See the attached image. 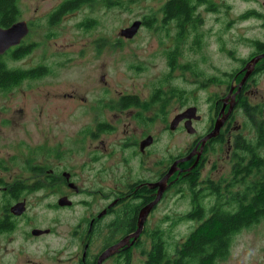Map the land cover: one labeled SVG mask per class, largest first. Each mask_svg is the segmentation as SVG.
Masks as SVG:
<instances>
[{
	"label": "rangeland",
	"instance_id": "obj_1",
	"mask_svg": "<svg viewBox=\"0 0 264 264\" xmlns=\"http://www.w3.org/2000/svg\"><path fill=\"white\" fill-rule=\"evenodd\" d=\"M54 2L56 0H22L19 3L20 17L39 20ZM120 2L116 7H106L99 3L91 7L81 5L78 10L58 21L53 37H46L47 30L44 26L34 28L24 37L23 44L28 45L33 41L37 44L18 59L4 58L10 68L26 69L42 64L51 70L47 75L26 80L10 91H0L1 150L6 152L15 149V146H11L12 141L15 142L18 134L25 130L28 140L54 142V148L64 154L61 159L66 158L67 152H72L75 153L72 157L80 164L87 156L77 154L76 148L84 145L85 149L90 142L91 149L103 150L101 142L108 145L131 136L138 139L139 133L144 131L142 128H147L145 121L138 122L134 118L133 108H92L103 93L106 94L107 91L113 100L121 93L134 94L146 100L150 94L159 90V97H169L164 113L160 112L161 104L155 103L152 108L144 111L143 116L154 117L150 129L156 137V143L152 147L149 162L167 164L166 158L188 148L193 136L184 128L173 132L165 126H168L177 113L191 105H198L204 119L194 122L193 126L202 133L211 113L209 96H221L225 93L231 79L229 74L239 66L241 59L250 56L253 41H264V0H216V13H207L204 7H199L203 17L198 24L200 27L196 29L192 26L198 34V43L192 44L195 32L188 29L181 45L171 41L176 30L168 27L170 36L166 35L167 30H163L159 22L152 27H140L131 39L121 37L120 30L131 22L142 17L150 19L158 6V0ZM251 11L255 15H249ZM86 21L94 22L92 27L84 28L79 24ZM170 50H176L178 57L173 70L168 66L167 55ZM182 64L198 67L196 69L201 75H193L188 67L182 68ZM206 78H213V81ZM172 87L182 90V101L169 94ZM247 99V105L250 103L257 110L260 106L262 108V112L247 109L249 115L255 116L256 113L259 118L255 116V120L258 118V121H264V66L250 80ZM101 116L107 117L115 125V129L110 134H101L97 139L82 140L83 129L95 124V119ZM235 119V124L241 123L242 114L239 113ZM225 144L213 141L205 154V160L210 158L218 168V174L223 175H226L228 169L226 159L222 161L225 157ZM118 156L120 155L117 154L109 161L117 172L123 168L117 166L120 163L119 160L116 161ZM217 156L221 157V161ZM209 167L207 165L205 171ZM159 170L160 168H154V173ZM205 171L201 176H205ZM137 172L140 173V169ZM179 187V184L170 185L164 199L158 203V208L147 222L149 230H157L162 233L164 240L168 239L170 242L184 240L191 231V226L197 224L194 220L175 221L179 215L188 214L192 210L190 192L187 189V194H180ZM238 189L240 185H236L233 191ZM56 197L57 193L54 192V201ZM74 198L78 201L84 195ZM52 199L53 197L44 199L34 211L40 217L39 220H50L54 214V237L37 240L36 246L22 242L26 248L21 252L26 258L44 264H74L69 258L71 255L76 256L77 245L72 243L70 234L87 212L100 207V202L92 205L77 204L72 209L54 208L53 212L46 208V201ZM14 238L21 239V236L19 233L10 239L0 236V258L4 257L11 264L15 263L16 255L12 252L16 249ZM149 248L148 240L139 244L132 251L129 264H144L145 252ZM169 251L172 254L171 247ZM17 260L23 262V257L18 255ZM105 264H114V260ZM218 264H264V218L237 233L229 255Z\"/></svg>",
	"mask_w": 264,
	"mask_h": 264
},
{
	"label": "flooded vegetation",
	"instance_id": "obj_2",
	"mask_svg": "<svg viewBox=\"0 0 264 264\" xmlns=\"http://www.w3.org/2000/svg\"><path fill=\"white\" fill-rule=\"evenodd\" d=\"M21 1L18 0L16 6L17 10L20 11L18 17L8 25L25 21L28 29L27 34L30 31L32 32L34 28L37 29V27L44 26L47 30L45 32L47 38L55 35L54 28L58 25L60 19L78 10L81 5L91 7L99 3L106 7H116L121 3L120 0H56L45 14L39 17V20H31L20 17L19 3ZM169 1L158 0V6L156 10H153L155 14L153 13L154 15L151 17L152 19L154 18L155 24L157 22L161 23V20L163 21L164 15L161 13L160 8ZM66 5L68 7L65 8L64 6ZM199 7H204L207 13H216L217 3L216 0H205L195 7L190 18L192 20L191 23H193L192 26L196 29L200 27L198 24L201 23L203 18L201 11L198 10ZM175 19L165 20L163 21L164 23H161V26L163 30H167L165 34L169 36L168 27L176 30L171 41L178 44L179 41L176 39L178 29ZM136 20L141 22L140 27L148 26L146 24L147 18L142 17ZM86 22L89 28L94 23L92 21ZM86 22L79 24L84 26ZM6 26L0 25L2 28ZM188 29L192 30L190 24L185 25L183 40ZM197 36L198 34L195 32L194 38L192 37V44L198 43ZM23 42L24 38L17 45L10 47L0 57H3V59H18L19 57L13 56L14 51L18 47H25L27 48L26 51H28L31 50L30 47L37 44L36 41L29 42L28 45L23 44ZM258 43L262 44L260 48L257 46ZM171 51L173 50H170L169 53L167 51L165 55L167 53L170 54ZM263 52L264 41H253V51L250 56L247 59H241L239 66L229 74L231 79L229 85L226 86L225 93L221 96H209L208 106L211 113L203 132L199 133L195 129V132L190 134V136H193V140L189 147L184 148L183 151L176 155H169L166 158L167 164L165 162H160L159 164L154 163V161L152 163L149 162L152 156V147L156 143V137L151 131L152 129H150L154 117L143 116V113L155 104L153 102L154 93L150 94L146 100H142L137 95L130 93H121L116 100H113L107 91L106 94L103 93L100 100L95 101V106L92 108L99 110L133 108L135 109L134 118L138 122L145 121L147 128H142L144 131L139 133L140 137L138 139L131 136V138L128 137L116 143L110 142L108 145L101 142L103 150L91 149L90 142L85 149L84 145H82V148H76L77 154L87 156V159L80 164L79 161L72 157L75 153L67 152L65 154L66 158L61 159L64 154L59 152L58 148H54V142L46 141L44 143L41 140L32 142V140H28L25 130H22V134H18L15 142L12 141L13 145L11 146H15V149L7 150L6 152L0 149V236L5 239H10L15 234L18 235V233L21 236V239L15 240L14 238L13 241V244H16V249H13L12 252H15L16 255L14 257L15 263L12 264H44L43 262L26 258L21 251L26 248L22 245V242H28L29 245L33 243L32 246H36L37 240L41 241L47 237H54V214H52L50 220H39L40 217L34 211L44 199L49 197H53V199L46 201V208L53 212L54 208L56 210L72 209L77 204L92 205L95 202H100V207L94 209V211L87 212L82 220L73 227L70 234L72 243L77 245L76 256L71 255V258H69L74 264H97L99 256L107 248L115 245H117L116 249H113V252L105 257L100 264H105L109 260H114V264H129L132 251L134 252L139 244L148 240L149 249H151L156 230H149L147 222L158 208V203L164 199L170 185L179 184V193L187 194L186 184H230L232 191L238 184H259L261 182V174L264 171V146L258 143V139H261L262 135H264V121H258L259 117L255 113V116L258 117L256 121L255 116L249 115L247 109L249 111L262 112V108L261 106L258 110L252 108L250 103L251 107H249L246 101H248L247 86L254 75L259 72L260 67L264 66V58L259 59L250 68H245V66L247 64L250 65L251 59ZM4 60L6 61V59ZM183 66L188 67L187 65ZM8 68L11 71L20 72L40 69L41 72H44L43 76L47 75L48 71L51 70L42 64L26 69ZM246 71H249V74L240 85ZM198 72L201 75V72ZM35 78L37 77L23 78L19 83L7 89H0V91H10L13 87H19L24 81ZM209 79H211L210 82L213 81V78H206V80ZM128 95L135 96L138 102L146 105L147 108L124 107L121 99ZM194 107L196 108L197 118L192 120V125H194V122H201L204 119L198 108L199 106L195 105ZM239 113L242 114V122L235 124V117ZM171 121H169L168 126H165L167 129L176 132L184 128L186 131V119L181 120L175 129L170 128ZM220 121L221 125L217 133L207 138L202 145L203 138L212 132L216 123ZM114 129L115 125L107 117L101 116L95 119V124L87 125L83 129L81 137H83L82 140H94L103 133L110 134ZM213 141L226 143L225 157L222 159V161L226 159L228 166L226 175H223V173L218 174V168L212 163L210 158L205 160V154L209 150L208 145H211ZM242 146L243 148L245 146L255 148L247 150L243 149ZM117 154L120 155L116 158V161H120L117 166L123 167V170L121 169L119 172L114 170V167L109 163L110 159H113ZM188 154H191V157L182 161L181 159ZM68 155L71 157L68 158ZM253 155L256 157L252 158L251 156ZM217 159L221 161L220 156H217ZM259 163L263 164L261 169L258 167ZM207 165H210V167L205 171ZM154 168H160V170L155 174ZM138 169H140V173L137 172ZM203 170L205 171V176H201ZM169 171L171 173L166 177ZM113 172L114 174H112ZM211 175H214V177ZM200 186L201 188L203 187V185ZM160 189V196L157 202L154 203ZM54 192L57 193L55 201ZM80 195H84V198L78 201L75 200L74 197ZM60 201L65 203L62 205ZM143 209L146 210V215L138 236L134 238L133 235L139 227L140 214ZM53 250L54 246L52 247ZM18 255L23 257V262L17 260ZM53 257L54 252L52 259ZM0 264H11V262L3 257L0 258Z\"/></svg>",
	"mask_w": 264,
	"mask_h": 264
},
{
	"label": "trees",
	"instance_id": "obj_3",
	"mask_svg": "<svg viewBox=\"0 0 264 264\" xmlns=\"http://www.w3.org/2000/svg\"><path fill=\"white\" fill-rule=\"evenodd\" d=\"M17 1L0 0V25L9 26L8 24L18 17L20 11L16 7ZM204 1L170 0L165 6H161L160 11L164 15L163 21L176 18L178 29L176 39L179 41V45L185 40H183L185 25L190 24L192 27L193 23H191L190 15L193 14L195 7ZM154 14H151L149 18ZM249 15H255V12L251 11ZM243 16L245 17V14ZM147 20L148 27L155 25L154 18ZM163 21L161 20V23H164ZM193 27L192 30H194ZM84 28H89L87 22ZM257 46L260 48L262 44L258 43ZM26 49L25 47H18L13 56L17 58L23 56L27 53ZM176 53V50H173L167 55L168 64L172 70L175 68L174 62L178 58ZM181 67L187 68L186 66ZM188 68L193 75H199L196 67L190 64ZM43 74L44 72H41L40 69L24 72L11 71L3 57H0V89H7L19 83L23 78L39 77ZM158 92L159 90L155 91L153 102L156 104L160 102V112L164 113L163 105L169 97H159ZM169 94L176 96L181 101L183 99L181 96L182 90L176 87H172ZM121 101H123L124 107L147 108L146 105L140 104L135 96H124ZM258 143L264 146V135L261 139H258ZM250 148L254 149L255 147L245 146L243 149L249 150ZM258 167L261 169L263 164L259 163ZM201 185H203L202 188L198 184H186L191 195L190 208L192 210L188 214L178 216L175 220L176 222H191V220H194L197 224L191 226V231L180 242L164 240L162 233L156 230L151 249L145 252L144 264H218L229 255L236 234L244 228L259 223L264 218V171L261 174L259 184H238L240 189L234 191V193L230 184ZM169 247L173 251L172 254Z\"/></svg>",
	"mask_w": 264,
	"mask_h": 264
},
{
	"label": "water",
	"instance_id": "obj_4",
	"mask_svg": "<svg viewBox=\"0 0 264 264\" xmlns=\"http://www.w3.org/2000/svg\"><path fill=\"white\" fill-rule=\"evenodd\" d=\"M140 23L141 22L139 20H136V21L132 22L128 27L121 29L120 30V36H122L124 38H128V39L132 38L136 34V32L138 31V29L140 27ZM27 31H28V29H27L26 23L24 21L16 22L7 28L0 27V54H3L10 46L18 44L20 42L21 38L25 35V33ZM261 58H264V52L258 56H255L254 58H252L250 65L247 64L245 66V68H247V67L250 68L251 66H253V64H255ZM248 74H249V71H246L245 75L243 76V78L240 82V85L246 79ZM196 118H197L196 108L194 106H189L185 110L176 114L173 117L172 121L170 122V128L175 129V127L178 125V123L181 120L186 119V122H185L186 131H187V133L192 134L195 132V128L192 125V120H194ZM220 125H221V121L216 123L213 131L210 132L209 134H207L203 138V143L205 142V140L207 138H210L217 133ZM190 157H191V154H188L186 157L182 158L181 160L182 161L188 160ZM170 173H171V171H169V173L166 175V177H168L170 175ZM160 193H161V189L158 191V194L156 196L154 203L157 202V200L160 196ZM63 203H65V202H63ZM145 209H147V208H145ZM145 209H143L141 214H140L139 227L133 235L134 238H136L138 236V234L141 230V224L143 223V219L146 215ZM116 247L117 246H115V247L112 246V247L108 248L106 251H104L101 254L97 264H100V262L105 257H107L109 254H111L113 252L112 250L115 249Z\"/></svg>",
	"mask_w": 264,
	"mask_h": 264
},
{
	"label": "bare ground",
	"instance_id": "obj_5",
	"mask_svg": "<svg viewBox=\"0 0 264 264\" xmlns=\"http://www.w3.org/2000/svg\"><path fill=\"white\" fill-rule=\"evenodd\" d=\"M19 22H20V21H19ZM24 22H25V21H24ZM15 23H16V22H15ZM13 24H14V23H13ZM11 25H12V24H11ZM11 25H9V26H11ZM9 26L3 27V28H7V27H9ZM27 32H28V31H27ZM27 32L25 33V35H24L22 38H24V37L26 36ZM22 38H21V39H22ZM20 41H21V40H20ZM16 45H17V44H16ZM12 46H15V45H12ZM12 46H10V47H12ZM10 47H9V48H10ZM9 48H8V49H9ZM8 49H7V50H8ZM7 50H6V51H7ZM6 51H5V52H6ZM5 52H4V53H5ZM4 53H3V54H4ZM0 55H2V54H0ZM203 144H204V143H203V140H202V145H203ZM60 203H61V202H60ZM61 204L63 205V203H61ZM115 246H117V245H115ZM115 246H113V247H115ZM109 248H110V247H109ZM107 249H108V248H107ZM107 249H106V250H107ZM115 249H116V248H115ZM106 250H105V251H106ZM100 256H101V255H100ZM100 256H99V258H100ZM99 258H98V260H99ZM97 263H98V261H97Z\"/></svg>",
	"mask_w": 264,
	"mask_h": 264
}]
</instances>
